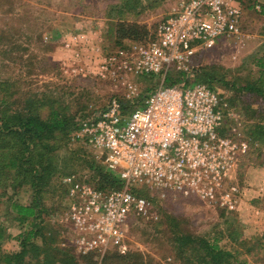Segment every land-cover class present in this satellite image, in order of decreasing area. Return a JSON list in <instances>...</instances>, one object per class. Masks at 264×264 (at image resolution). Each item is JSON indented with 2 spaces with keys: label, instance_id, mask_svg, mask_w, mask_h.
<instances>
[{
  "label": "rangeland",
  "instance_id": "obj_1",
  "mask_svg": "<svg viewBox=\"0 0 264 264\" xmlns=\"http://www.w3.org/2000/svg\"><path fill=\"white\" fill-rule=\"evenodd\" d=\"M242 4L240 33L220 37L212 48L198 50L190 72H183L200 75L210 70L216 78L203 83L228 98L233 95V101L227 102L230 114L219 132L224 135L232 130L248 143L247 157H241L232 173L231 185L238 189L236 206L227 211L217 202L152 192L147 215L128 218L121 254L141 252L157 264H183L173 243L175 230L218 240L235 255L233 264H264V98L246 88L259 85L260 69L264 70L259 65H264V0H243ZM255 4H260L259 10ZM178 6L179 0H0V81L14 85L16 97L38 94L59 101L76 124L102 110L113 97L130 111L163 83V76L135 74L114 79L101 73L102 60L117 49L148 41L158 23ZM119 24L138 26L137 33L123 36ZM260 126L262 132L253 137L252 130ZM73 132L53 155L57 172L43 200L44 220L56 231L58 242L68 248L73 246V229L61 209V178L77 173L91 180L88 163L104 166L94 151L72 139ZM148 187L141 185L142 190ZM31 196L29 186L17 191L11 186L0 188V226L6 230L3 250L19 249L15 238L20 228L1 212H6L10 199L29 203Z\"/></svg>",
  "mask_w": 264,
  "mask_h": 264
},
{
  "label": "built area",
  "instance_id": "obj_2",
  "mask_svg": "<svg viewBox=\"0 0 264 264\" xmlns=\"http://www.w3.org/2000/svg\"><path fill=\"white\" fill-rule=\"evenodd\" d=\"M242 1L179 0L148 41L105 56L101 73L114 79L135 74H159L164 79L171 68L189 73L198 50L240 33ZM227 99L193 79L187 85L161 83L130 111L123 112L119 98L113 97L77 124L72 139L94 151L122 180L118 188L100 190L77 173L61 178L71 241L78 253L101 257L114 247L124 252L128 218L145 216L150 209L149 199L140 193L144 184L161 197L176 194L217 202L227 211L236 206L232 173L248 143L232 130L219 132L230 114Z\"/></svg>",
  "mask_w": 264,
  "mask_h": 264
},
{
  "label": "trees",
  "instance_id": "obj_3",
  "mask_svg": "<svg viewBox=\"0 0 264 264\" xmlns=\"http://www.w3.org/2000/svg\"><path fill=\"white\" fill-rule=\"evenodd\" d=\"M261 13L264 14V9ZM119 25L118 30L123 33V36L137 33L138 26ZM259 65L264 66L262 62ZM262 69H260L259 85H248L246 88L264 98V70ZM184 74L182 71L171 68L165 74L163 84L170 86L184 83L187 85L192 79L193 82H204L207 81L206 78L209 80L216 78L210 70L202 71L200 73L202 78L197 73H191L189 76ZM8 83V81H0V188L5 189L11 186L17 191L24 186H29L32 196L28 204L10 199L9 207L2 213L4 218L10 217V220H14L20 231L16 238L19 249L5 251L2 248V241L6 237V230L3 225L0 226V264H82L80 260L84 264H157L141 252L121 254L116 247L107 250L101 258L95 252L83 254L84 256L81 257L73 252V244L68 248L58 242L56 231L43 218L46 212L43 200L52 177L57 172L53 155L60 149L61 143L70 132L77 128V124L59 101L38 94L16 97L15 86L10 87ZM232 96L227 99L229 102L233 101ZM121 104L123 112H127L128 106L123 102ZM141 104L142 102L139 105ZM44 109H46L45 112H43ZM262 129L263 126L255 128L251 134L257 138V134L261 133ZM246 157L247 155L244 156ZM88 166L93 172L91 180L88 181L97 189L108 190L122 185V180L115 171L108 170L105 166L93 161L89 162ZM60 189L61 209L65 212L67 197L62 183ZM140 193L150 200L154 199L151 197L153 193L149 190H142ZM223 213L224 211L221 210L220 214L224 215ZM174 225L176 226L175 223ZM172 237L183 264H194V261L198 264H233L235 259V255L222 248L216 239L208 240L175 230ZM262 239H264V233ZM192 254L195 255V260Z\"/></svg>",
  "mask_w": 264,
  "mask_h": 264
},
{
  "label": "crops",
  "instance_id": "obj_4",
  "mask_svg": "<svg viewBox=\"0 0 264 264\" xmlns=\"http://www.w3.org/2000/svg\"><path fill=\"white\" fill-rule=\"evenodd\" d=\"M22 204H28V203H22ZM1 216H3V215H2V212H1ZM3 218H4V217H3ZM2 221H3V219H2ZM19 231H20V230H19ZM15 239H16V238H15ZM2 248H3V247H2ZM5 251H9V250L6 249ZM15 251H17V250H15Z\"/></svg>",
  "mask_w": 264,
  "mask_h": 264
}]
</instances>
